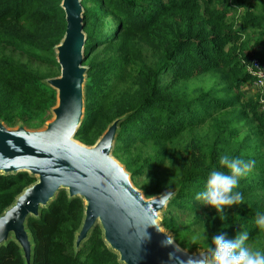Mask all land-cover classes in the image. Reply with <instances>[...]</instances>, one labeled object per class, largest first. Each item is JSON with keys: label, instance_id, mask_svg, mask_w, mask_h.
<instances>
[{"label": "trees", "instance_id": "16d2710c", "mask_svg": "<svg viewBox=\"0 0 264 264\" xmlns=\"http://www.w3.org/2000/svg\"><path fill=\"white\" fill-rule=\"evenodd\" d=\"M85 34L83 116L74 137L92 145L116 118L111 154L146 198L173 190L160 225L187 250L207 249L212 237L264 251V114L243 87L264 63V0H80ZM61 0H0V120L39 128L51 117L58 76L55 46L65 14ZM254 159L234 191L242 202L220 213L194 199L208 173L228 172L219 157ZM36 177L0 173V214ZM84 202L59 189L37 217L26 219L30 264H123L99 224L78 248ZM0 264H25L18 244H0Z\"/></svg>", "mask_w": 264, "mask_h": 264}, {"label": "water", "instance_id": "95a60500", "mask_svg": "<svg viewBox=\"0 0 264 264\" xmlns=\"http://www.w3.org/2000/svg\"><path fill=\"white\" fill-rule=\"evenodd\" d=\"M66 28L55 46L58 76L46 79L56 91L53 114L43 128L7 127L0 120V173L26 171L36 181L25 187L0 214V244L10 235L25 264L31 263V239L26 219L37 217L61 188L84 202L83 218L75 234L76 248L99 224L105 243L123 264H199L207 249L180 247L157 223L160 210L174 194L163 190L146 198L129 172L111 154L118 124L114 119L92 145L74 137L83 116L85 34L80 0H61ZM169 236L171 243H167Z\"/></svg>", "mask_w": 264, "mask_h": 264}, {"label": "clouds", "instance_id": "9594fccd", "mask_svg": "<svg viewBox=\"0 0 264 264\" xmlns=\"http://www.w3.org/2000/svg\"><path fill=\"white\" fill-rule=\"evenodd\" d=\"M219 164L228 169V172L213 169L204 183V188L195 194L194 199L202 204L209 205L220 213V219H226L223 209L226 206L240 204L242 195L234 191L239 181L246 176L255 166L254 159L230 157L223 154L219 157ZM254 226L264 230V212H259L254 218ZM249 236L246 231L236 235L233 239H227L224 234H216L212 237L203 259L199 264H264V251L251 249L246 245ZM169 236L167 243H171Z\"/></svg>", "mask_w": 264, "mask_h": 264}, {"label": "built area", "instance_id": "2783aa9c", "mask_svg": "<svg viewBox=\"0 0 264 264\" xmlns=\"http://www.w3.org/2000/svg\"><path fill=\"white\" fill-rule=\"evenodd\" d=\"M246 70L254 78V86L258 91L259 111L264 114V63L256 58L250 59L246 64Z\"/></svg>", "mask_w": 264, "mask_h": 264}, {"label": "rangeland", "instance_id": "374dc122", "mask_svg": "<svg viewBox=\"0 0 264 264\" xmlns=\"http://www.w3.org/2000/svg\"><path fill=\"white\" fill-rule=\"evenodd\" d=\"M85 67V69L87 68L86 66H84ZM83 86H84V83H83ZM243 90L245 91V93H246V95L247 96H254L255 94H256V88H255V86H254V83H252V84H246L244 87H243ZM52 117H53V114L51 113V117H50V119H52ZM50 119H48L41 127H39V128H36V129H40V128H43L44 126H45V124L50 120ZM6 125V124H5ZM7 126V125H6ZM7 127H9V126H7ZM14 127H16V126H14ZM14 127H9V128H14ZM27 128V127H26ZM29 129H34V128H29ZM81 143V142H80ZM164 209V208H163ZM162 209V210H163ZM162 210H160L159 211V213H158V217H157V223L160 225V219H161V212H162ZM10 237L12 238V236L10 235Z\"/></svg>", "mask_w": 264, "mask_h": 264}]
</instances>
